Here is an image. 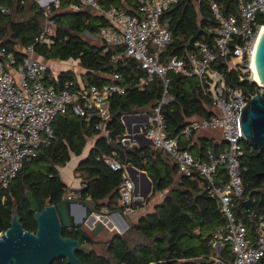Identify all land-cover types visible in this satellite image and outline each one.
Listing matches in <instances>:
<instances>
[{"label":"trees","instance_id":"1","mask_svg":"<svg viewBox=\"0 0 264 264\" xmlns=\"http://www.w3.org/2000/svg\"><path fill=\"white\" fill-rule=\"evenodd\" d=\"M105 9L116 6L131 15L143 16L140 10L143 0H99ZM216 1L223 15H238L239 0H178L166 9L162 20L172 31V38L161 52V60L166 62L172 56L185 58L188 53H202L197 41L217 47L216 28L219 20L211 4ZM74 0H62L54 11L56 22L54 43L51 45L35 41L44 28L45 16L37 0H5L11 8L10 14L0 15V38L10 51L16 46L34 45L36 53L45 60L81 59L85 66L82 80L88 87L92 84L118 83L125 90L113 93L108 99L109 119L94 114L90 119L75 114L71 109L59 113L53 120L54 137L44 144L36 157L26 161L17 177L7 188L0 186V233L10 225L15 208H19L20 218L26 230L36 231L34 212L30 210L27 191H31L40 207L58 203L66 192L59 167L65 166L72 154L82 155L88 139L96 137L90 153L83 158L76 172L83 178L85 186L79 198H91L97 202V209L107 207V212L123 211L120 203L119 186L123 177L120 170L112 169L105 158L117 151V158L125 164L132 163L145 170L153 181L152 198L164 192L154 210L137 224L130 225L124 234L115 233L97 251L93 246L97 240L82 227H64L63 234L79 239L82 245L92 248L91 252L79 249L78 256L85 264H213L215 248L210 243L214 233L226 224L227 218L217 196L207 188L206 179L194 172L184 174L179 164L163 148L149 146L139 148L126 145L118 138L126 133L122 120L125 113L147 112L154 116L156 107L164 96V82L154 76L143 88L139 86L147 71L141 61L124 54L125 44H114L103 38L102 43H92L85 39V32L97 35L103 27L113 26L112 22L94 8L82 4L74 9ZM264 22V15L258 16ZM21 60V53H17ZM223 71L229 84L240 87L252 95L263 92L259 84L250 80H240L239 72L229 69L223 58L213 63ZM120 78L114 80V72ZM167 92L169 100L162 103L163 123L169 136H178L193 117H210L215 112L212 99L206 87L197 76H186L170 71ZM66 80L79 87L78 77L72 70L57 75L48 70V83L60 88ZM104 123L110 130L102 135L97 124ZM196 133V132H195ZM194 133V134H195ZM193 134V136H194ZM180 136V146L189 149L197 158H205L209 150L220 151V144L214 139L202 138L192 143ZM226 142V141H225ZM244 154L241 156V174L244 193L233 196V209L237 217L247 221L249 211L261 212L264 208V150L243 141ZM195 150V151H194ZM215 182L226 186L229 175L220 166L215 174ZM228 249L223 253L226 255ZM53 264H68L65 258Z\"/></svg>","mask_w":264,"mask_h":264},{"label":"built area","instance_id":"2","mask_svg":"<svg viewBox=\"0 0 264 264\" xmlns=\"http://www.w3.org/2000/svg\"><path fill=\"white\" fill-rule=\"evenodd\" d=\"M0 0V15L10 14L11 8ZM62 0H37L45 16L44 28L35 38L36 42L51 45L54 43L56 22L54 11ZM74 9L85 4L94 8L112 22L113 26L103 27L104 38L114 44H125L124 54L141 61L148 77L143 78L142 88L158 75L164 82V96L155 115L144 124L145 134L158 148H163L179 164L180 170L190 176L199 172L207 181V188L217 196L227 221L213 235L210 243L215 248L213 264H264V208L261 212L249 211L247 214L253 228L247 221L236 216L233 209V196L244 193L241 174V156L245 150L244 131L241 124L242 108L253 96L240 87L229 84L225 73L213 67L219 59L239 72L240 80L256 81L252 62L261 28L264 22L258 21L264 15V0H239V14L223 15L219 5L213 1L211 7L219 25L217 47L197 41L201 57L188 53L185 58L172 56L166 62L161 60V52L172 38V31L162 20V15L178 0H143L140 10L143 16L131 15L124 9L112 6L105 9L99 0H74ZM21 53V60L17 53ZM48 61L39 57L34 45L16 46L10 51L0 38V186L7 188L17 177L26 161L36 157L44 144L54 137L53 120L59 113L72 110L75 114L90 119L94 114L110 117L108 99L113 93H123L125 88L118 83L92 84L76 87L66 80L58 88L48 83ZM186 76H197L206 87L212 99L215 112L210 117H199L188 121L181 133L172 137L165 130L161 105L169 100L167 92L170 84L169 72ZM121 76L114 72L112 78ZM263 93V92H260ZM96 127L103 135L110 130L102 122ZM220 130L226 146L216 152L209 150L205 158H197L189 149L180 146V136L190 139L195 132ZM122 142L126 138L120 137ZM117 151L105 158L114 170L122 172L119 186L120 203L128 212L140 200L136 184L127 166L117 158ZM220 166L226 168L229 182L221 186L215 182V174ZM75 197V195H71ZM229 250L226 255L223 253ZM126 264V263H122Z\"/></svg>","mask_w":264,"mask_h":264},{"label":"water","instance_id":"3","mask_svg":"<svg viewBox=\"0 0 264 264\" xmlns=\"http://www.w3.org/2000/svg\"><path fill=\"white\" fill-rule=\"evenodd\" d=\"M254 56L264 87V32L257 41ZM242 109L241 124L245 140L259 150H264V93L254 94ZM126 117L127 114H124L123 118ZM145 117L148 119L150 116L145 114ZM123 137L129 141L126 134ZM150 142L153 145V141ZM127 169L133 181L137 174L147 179L148 190L140 195L145 199L152 190V181L145 171L132 163L128 164ZM26 195L30 210L34 212L37 229H25L19 208L16 207L10 227L0 233V264H53L59 258H65L68 264H85L77 251L82 249L91 252L92 248L82 245L79 239L65 236L63 228L82 227L89 233L98 234L107 228L110 216L103 213V209H97L96 201L76 198L68 192H65L60 202L43 208L31 191H27Z\"/></svg>","mask_w":264,"mask_h":264},{"label":"crops","instance_id":"4","mask_svg":"<svg viewBox=\"0 0 264 264\" xmlns=\"http://www.w3.org/2000/svg\"><path fill=\"white\" fill-rule=\"evenodd\" d=\"M39 57L44 59L41 56H39ZM70 60H77V59H70ZM46 61H48L49 65H50L51 74L57 75L60 72L67 71V70L74 71L73 68L57 71V68H60V65H62V66L65 65V64H63L65 61H62V60H46ZM67 61H69V60H67ZM54 70H55V72H54ZM76 75L78 77L79 87L86 86L85 82L82 80V75H79L77 73H76ZM210 109L213 110L212 107H210ZM125 114H127V117L123 118V116H122V120H123L125 127H126V133L125 134L128 136V140L130 142L124 141L123 143L126 145H135L139 148H145V147H149V146L156 147L154 145V143H153V145L151 144L150 141L152 139L150 137H148L144 132V124L149 122L152 116L149 115L147 112L125 113ZM145 114H148L150 117L147 119L145 117ZM194 118H199V117H193L190 120H192ZM142 134H144V135H142ZM217 134H219L221 137L217 136ZM202 138L214 139L215 141H218L220 144L219 149H221V150L223 148H225V146H226V142H225L223 135H222V132L220 130H205V131L196 132L193 136V142L192 143H199V141ZM95 139H96L95 136L88 139L87 146L85 147L82 155L78 156V155L72 154L70 161L65 166L59 167V171H60L62 180L65 183L66 193L68 192L70 195H75L76 198H79L78 197L79 192L85 186V184L83 182V178L80 176V174L78 172H76V167L78 166L80 161L90 153V149L95 144ZM118 140L120 141V137L118 138ZM127 142H129V143H127ZM88 145H90V146H89L88 150H86ZM76 158L79 159L77 164L70 165V162L75 161ZM141 171H145V170H141ZM147 175H148V173H147ZM148 177L150 178L149 175H148ZM150 180L152 181L151 178H150ZM134 181L136 184L137 192L140 195H144V193H146V191L148 190L147 179L144 176L137 174L136 176H134ZM152 183H153V181H152ZM152 190H153V186H152ZM152 190L148 192V194L144 200L138 201L132 207V209L129 210L128 212H124V210H123V211H115L112 213H108L107 207L102 208L103 212H105V214L110 216V220H109L110 222L108 223L107 228H105L106 230L104 232V235L107 237L103 239L104 235H102L101 236L102 240L97 241V243L93 246L96 250H97L98 245H100V246L104 245L107 242V240L113 236V234H115V233L124 234L126 231H128L130 225L137 224L144 216H146L148 213H150L154 210V208L160 202L161 199L155 200V198L150 197ZM124 218L126 219L127 222L125 221Z\"/></svg>","mask_w":264,"mask_h":264},{"label":"rangeland","instance_id":"5","mask_svg":"<svg viewBox=\"0 0 264 264\" xmlns=\"http://www.w3.org/2000/svg\"><path fill=\"white\" fill-rule=\"evenodd\" d=\"M84 36H85V39H87L88 41H90V42H92V43H102L103 42V38H104V36H103V34H102V32H99L97 35H95V34H92L91 32L90 33H88V32H85V34H84ZM67 61V60H66ZM64 62L63 64H65V65H60V68H57V71L59 70H65V69H70V68H73L74 69V71L77 73V74H79V75H83V73L86 71V69H85V66H84V64L82 63V61H81V59H77V60H69V61H67V62ZM72 66V67H71ZM54 72H55V70H54ZM217 136H220L219 134H217ZM221 137V136H220ZM89 146L90 145H88V147H87V149L86 150H88V148H89ZM78 160L79 159H75V161H71L70 162V165H75V164H77V162H78ZM163 194H164V192H159L158 194H157V196L156 197H154L155 198V200L156 199H161L162 197H163ZM103 213H105V212H103ZM125 219V218H124ZM125 221H126V219H125ZM127 222V221H126ZM107 236H103V239L104 238H106ZM106 248V246H100V245H98L97 246V250L98 251H101V250H103V249H105Z\"/></svg>","mask_w":264,"mask_h":264},{"label":"bare ground","instance_id":"6","mask_svg":"<svg viewBox=\"0 0 264 264\" xmlns=\"http://www.w3.org/2000/svg\"><path fill=\"white\" fill-rule=\"evenodd\" d=\"M264 32V27L261 28V32H260V35L258 37V39L260 38V36L263 34ZM252 70L254 72V78L260 82V84H263L259 74H258V71H257V68H256V64H255V56L253 57V62H252Z\"/></svg>","mask_w":264,"mask_h":264},{"label":"flooded vegetation","instance_id":"7","mask_svg":"<svg viewBox=\"0 0 264 264\" xmlns=\"http://www.w3.org/2000/svg\"><path fill=\"white\" fill-rule=\"evenodd\" d=\"M105 230H106V229H102L98 234H95V233H92V234H93V236L95 237V239H96L97 241H100V240H102V239H101V236L104 235Z\"/></svg>","mask_w":264,"mask_h":264}]
</instances>
